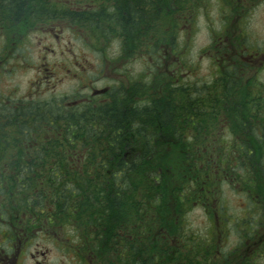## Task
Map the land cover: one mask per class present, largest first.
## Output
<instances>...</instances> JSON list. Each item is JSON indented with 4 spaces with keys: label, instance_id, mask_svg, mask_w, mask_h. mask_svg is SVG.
<instances>
[{
    "label": "flooded vegetation",
    "instance_id": "obj_1",
    "mask_svg": "<svg viewBox=\"0 0 264 264\" xmlns=\"http://www.w3.org/2000/svg\"><path fill=\"white\" fill-rule=\"evenodd\" d=\"M188 1L187 19L162 43L146 40L148 0H0V264H264V88L252 86L264 85V34L255 29L264 0ZM213 12L219 27L212 25V38L196 49L197 16ZM135 28L139 41L121 34ZM164 80L191 86V94H237L245 103L208 105L239 113L235 122L224 115L217 136L205 142L231 145L226 158L261 162L249 176L225 170L219 187L215 181L206 186L204 199L195 202L203 210L197 231H185L184 224L176 232L143 230L138 249L127 232L120 263L119 249L89 248L64 208L25 184L13 185L12 176L49 173L41 161L52 155L82 172L89 155L81 150L82 138L75 137L76 151H50L53 127L66 124L51 120L52 100L63 115L121 102L141 107ZM227 190L244 196L236 208ZM183 221L193 223L189 216ZM136 251L139 263L129 255Z\"/></svg>",
    "mask_w": 264,
    "mask_h": 264
},
{
    "label": "trees",
    "instance_id": "obj_2",
    "mask_svg": "<svg viewBox=\"0 0 264 264\" xmlns=\"http://www.w3.org/2000/svg\"><path fill=\"white\" fill-rule=\"evenodd\" d=\"M188 2L148 0L146 40L166 43L174 39L177 24L184 23L188 17ZM176 7L178 14L174 12ZM121 34L126 39H141L137 28ZM252 86L264 88L257 81ZM202 92L191 94V86L175 88L164 80L161 91L154 87L150 100L141 107L121 102L83 111H66L64 115L58 103L52 100L51 120L66 124L53 127L50 151H61L62 146H66L65 151L69 146L76 151L75 137L82 138L81 150L89 154L82 160V172H75L67 158L52 155L49 160L41 161L42 167H49V173L13 175L12 184H25L41 193L44 199L64 208L67 223L81 233L84 241H89V248L109 254L119 249L120 263L125 259L123 249L127 247V232L138 249L143 230L155 232L164 226L165 231L176 232L184 224L189 226L185 231H197L193 223L183 221V217H190L195 202L204 199L206 186L215 181L219 187L225 170L236 176H249L261 162L226 158L223 155L232 151L228 148L231 145L225 141L211 145L205 142L207 135L217 136L224 115L225 120L235 122L239 113L208 105H235L245 101L236 98L234 93L223 96L200 94ZM191 129L194 131L192 138ZM125 151H129L127 157H124ZM209 151H212V158ZM95 152L108 156L97 159L92 154ZM214 153L221 156L216 157ZM19 178L22 180L17 182ZM216 197L219 194L216 193ZM118 234L121 237H117ZM129 255L137 259L139 252ZM148 255H155V252H148Z\"/></svg>",
    "mask_w": 264,
    "mask_h": 264
},
{
    "label": "rangeland",
    "instance_id": "obj_3",
    "mask_svg": "<svg viewBox=\"0 0 264 264\" xmlns=\"http://www.w3.org/2000/svg\"><path fill=\"white\" fill-rule=\"evenodd\" d=\"M216 15H217L216 12H213L209 16L202 14L197 16L196 24L198 26V31L194 38L196 49H198L200 46H202L212 38L213 36L212 31L214 30L212 25H214L215 28L219 27L218 16ZM255 29L256 32H258L259 36H261V34H264V12H260L259 14L256 15ZM216 31L217 33L219 32V30ZM148 61L150 60L148 59ZM262 77L264 78V75H262ZM237 190L240 191V187L237 188ZM226 194L229 202L234 208H236V206L241 202V200L244 199V196L236 191L227 190ZM202 216H203V210L201 208H196L190 214L194 227L199 228L200 226H202L201 224Z\"/></svg>",
    "mask_w": 264,
    "mask_h": 264
}]
</instances>
